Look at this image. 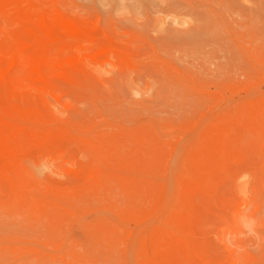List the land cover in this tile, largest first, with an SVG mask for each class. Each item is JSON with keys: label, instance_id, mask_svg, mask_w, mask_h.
<instances>
[{"label": "rangeland", "instance_id": "obj_1", "mask_svg": "<svg viewBox=\"0 0 264 264\" xmlns=\"http://www.w3.org/2000/svg\"><path fill=\"white\" fill-rule=\"evenodd\" d=\"M0 73V264H264V0H0Z\"/></svg>", "mask_w": 264, "mask_h": 264}, {"label": "bare ground", "instance_id": "obj_2", "mask_svg": "<svg viewBox=\"0 0 264 264\" xmlns=\"http://www.w3.org/2000/svg\"><path fill=\"white\" fill-rule=\"evenodd\" d=\"M9 57H11V56H9ZM10 60H13V58H12V59L10 58ZM11 64H12V63H11ZM11 64H10V65H11ZM0 74H1V73H0ZM0 76H1V75H0Z\"/></svg>", "mask_w": 264, "mask_h": 264}]
</instances>
